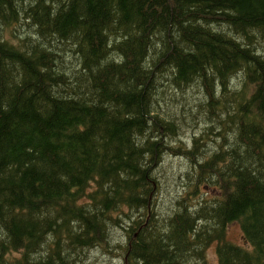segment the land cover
<instances>
[{
	"label": "trees",
	"instance_id": "obj_1",
	"mask_svg": "<svg viewBox=\"0 0 264 264\" xmlns=\"http://www.w3.org/2000/svg\"><path fill=\"white\" fill-rule=\"evenodd\" d=\"M258 37L264 0H0V264H85L95 248L209 264L213 246L216 264H264ZM165 86L202 94L188 149L170 142L183 126ZM167 154L189 167L163 209Z\"/></svg>",
	"mask_w": 264,
	"mask_h": 264
},
{
	"label": "rangeland",
	"instance_id": "obj_2",
	"mask_svg": "<svg viewBox=\"0 0 264 264\" xmlns=\"http://www.w3.org/2000/svg\"><path fill=\"white\" fill-rule=\"evenodd\" d=\"M27 23L28 22H25L24 25H26V27H22L21 30L29 28ZM256 43L257 45L260 44V47L261 45L262 47L264 45L259 37L257 38ZM66 55L67 58H71L70 54ZM235 83L236 81L232 80L233 88H236L238 86ZM165 89L167 90V92L161 95L159 98L160 106L162 107L161 110L164 112V114H170L176 119L180 120L183 126L180 130L179 135L176 138L170 140V142L175 148L181 146L185 149H188L193 144V138L195 134L204 128L203 124H200L199 127L196 126V120H194L190 115L191 107H194L199 103V100L202 98V94L197 89L193 88H191L186 95L169 86H165ZM214 139L215 138L213 137L205 143L206 145L204 149L207 150L208 154H212L217 149ZM188 167L189 165L187 164L185 159L181 157H175L170 154L164 156L159 168L157 169V174L161 182L159 184V190L157 194L159 195V204L163 209L170 206V203L174 201L178 194L182 193L180 191V176L188 171ZM111 236L112 239L110 243L112 246L123 244L127 239V233L122 228L112 229ZM228 239L229 241L238 245L247 246L243 238L242 230L238 223H233L228 227ZM103 250L104 248H95L89 250L86 255L87 260H85L84 263L124 264L121 257V248L112 249L113 252L117 255L116 257L109 255V253L104 252ZM207 257L209 264L217 263V255L215 253L214 246L208 250Z\"/></svg>",
	"mask_w": 264,
	"mask_h": 264
}]
</instances>
